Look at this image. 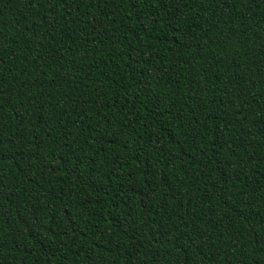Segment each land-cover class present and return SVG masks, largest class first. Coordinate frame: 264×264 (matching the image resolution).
Instances as JSON below:
<instances>
[{"label":"trees","instance_id":"trees-1","mask_svg":"<svg viewBox=\"0 0 264 264\" xmlns=\"http://www.w3.org/2000/svg\"><path fill=\"white\" fill-rule=\"evenodd\" d=\"M0 264H264V0H0Z\"/></svg>","mask_w":264,"mask_h":264}]
</instances>
